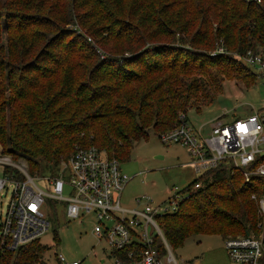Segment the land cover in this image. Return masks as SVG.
Returning a JSON list of instances; mask_svg holds the SVG:
<instances>
[{
	"label": "trees",
	"instance_id": "trees-1",
	"mask_svg": "<svg viewBox=\"0 0 264 264\" xmlns=\"http://www.w3.org/2000/svg\"><path fill=\"white\" fill-rule=\"evenodd\" d=\"M67 25L121 56L97 62L87 38ZM217 47L225 52L210 58ZM260 47L264 0H0L2 152L24 160L33 177L76 147L128 161L135 142L172 128L187 106L210 105L225 80L250 87L257 74L239 57ZM202 57L211 64L195 62ZM2 172L23 179L13 167ZM242 175L230 165L212 169L182 190L190 194L177 210L155 216L171 249L197 234L255 230L251 196L264 195V176ZM152 248L166 252L158 236ZM47 249L39 238L0 249V264H45Z\"/></svg>",
	"mask_w": 264,
	"mask_h": 264
},
{
	"label": "built area",
	"instance_id": "built-area-1",
	"mask_svg": "<svg viewBox=\"0 0 264 264\" xmlns=\"http://www.w3.org/2000/svg\"><path fill=\"white\" fill-rule=\"evenodd\" d=\"M239 59L264 84V47L248 50ZM249 108L246 115H232L227 120L225 112L199 127L180 113L177 124L158 136L164 144L184 146L199 176L230 165L242 170L248 181L252 174L264 176V163L255 164L257 156L264 155V98L259 107ZM0 166V194L7 191V185L13 187L0 222V249L15 248L38 238L49 226L44 207L51 201L64 202L69 219L84 213L95 216L93 232L109 248L110 260L105 258L102 264H178L155 216L177 210L179 203L189 196L188 191H175L162 205L153 206L144 200L142 209L123 208L120 195L130 178L121 171L118 160L93 145L76 147L56 176H31L24 162H14L2 152L1 145ZM6 166L15 168L23 179L3 174ZM200 184L197 181L192 189ZM251 197L257 201L260 221L255 230L224 238L230 264H264V195ZM155 236L164 245L166 252L162 256L152 248ZM57 259L59 264H81L66 261L61 254Z\"/></svg>",
	"mask_w": 264,
	"mask_h": 264
},
{
	"label": "rangeland",
	"instance_id": "rangeland-1",
	"mask_svg": "<svg viewBox=\"0 0 264 264\" xmlns=\"http://www.w3.org/2000/svg\"><path fill=\"white\" fill-rule=\"evenodd\" d=\"M2 22L3 19H1ZM66 27L77 29L75 35H83L87 38L86 41L95 49L97 62L113 55L121 56V54H112L102 49L78 25ZM216 52L222 54L225 51L217 47L209 50L207 55L212 58V54ZM195 62L211 64L206 57L195 59ZM249 86L246 88L242 80L236 82L227 79L222 84L221 93L210 105L202 108H196L195 105L187 106L184 113L188 116L190 123L196 127L225 112H228L227 120L232 115H246L250 109L249 105L259 107L264 98V84L261 78L252 80ZM14 162H24L27 168L26 162L22 159L14 160ZM119 167L130 178L120 195V205L127 209H142L144 200H148L153 206L162 205L175 191H182L199 176L184 146L177 143L164 144L158 134L152 131L148 139L134 143L130 159L119 162ZM61 170L60 166L56 168L50 166L41 170L37 176L40 178L56 176ZM245 177L242 175L246 181ZM37 182L41 184L40 180ZM12 188V185H7V191L4 190L0 194V222L4 217ZM137 199L141 202H137ZM44 212L49 226L47 231L38 238L42 244L48 246L42 258L45 264H59L57 259L59 254L66 261H79L81 264H102L103 259L110 260L106 242L99 240L93 232L96 218L92 213H84L78 218L69 219L64 202H50L44 207ZM54 236H56L57 244ZM172 254L178 264H230L224 238L216 234L193 235L186 239L182 246L172 249Z\"/></svg>",
	"mask_w": 264,
	"mask_h": 264
},
{
	"label": "crops",
	"instance_id": "crops-1",
	"mask_svg": "<svg viewBox=\"0 0 264 264\" xmlns=\"http://www.w3.org/2000/svg\"><path fill=\"white\" fill-rule=\"evenodd\" d=\"M125 188V187H124ZM124 190V189H123Z\"/></svg>",
	"mask_w": 264,
	"mask_h": 264
}]
</instances>
